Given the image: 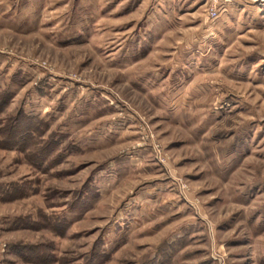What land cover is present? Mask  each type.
I'll return each mask as SVG.
<instances>
[{
  "label": "rangeland",
  "instance_id": "1",
  "mask_svg": "<svg viewBox=\"0 0 264 264\" xmlns=\"http://www.w3.org/2000/svg\"><path fill=\"white\" fill-rule=\"evenodd\" d=\"M211 8L0 0V264H264V0Z\"/></svg>",
  "mask_w": 264,
  "mask_h": 264
},
{
  "label": "built area",
  "instance_id": "2",
  "mask_svg": "<svg viewBox=\"0 0 264 264\" xmlns=\"http://www.w3.org/2000/svg\"><path fill=\"white\" fill-rule=\"evenodd\" d=\"M229 1L231 0H212V8L210 10V14L213 19H216L220 16L223 4H226Z\"/></svg>",
  "mask_w": 264,
  "mask_h": 264
},
{
  "label": "trees",
  "instance_id": "3",
  "mask_svg": "<svg viewBox=\"0 0 264 264\" xmlns=\"http://www.w3.org/2000/svg\"><path fill=\"white\" fill-rule=\"evenodd\" d=\"M1 94L4 95V93H1ZM5 95H6L7 98L9 97V94H5ZM5 103H6V101H5L4 103H0V110H2V109L4 108ZM22 115H23V114L20 113L19 117L21 118ZM23 116H24L26 119H32V120L34 119V118H31V117H30L29 115H27V114H24ZM31 130H32V132H31ZM33 130H35V128H34V129H30V131H28V130H23L22 132H20V134H18V135H19L18 138H19V139H26L30 134L34 133Z\"/></svg>",
  "mask_w": 264,
  "mask_h": 264
}]
</instances>
